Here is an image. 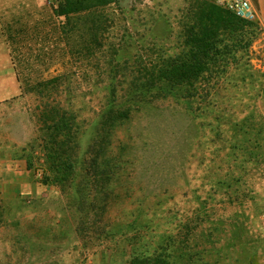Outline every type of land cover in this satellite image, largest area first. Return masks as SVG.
<instances>
[{
  "label": "rangeland",
  "instance_id": "rangeland-1",
  "mask_svg": "<svg viewBox=\"0 0 264 264\" xmlns=\"http://www.w3.org/2000/svg\"><path fill=\"white\" fill-rule=\"evenodd\" d=\"M53 3L0 0V264H264V27L218 0H108L70 56ZM18 72L61 75L66 151Z\"/></svg>",
  "mask_w": 264,
  "mask_h": 264
},
{
  "label": "trees",
  "instance_id": "trees-1",
  "mask_svg": "<svg viewBox=\"0 0 264 264\" xmlns=\"http://www.w3.org/2000/svg\"><path fill=\"white\" fill-rule=\"evenodd\" d=\"M108 0H54L52 5V10L54 16L59 18H64L59 20L57 26L58 37L61 42L65 45V50L70 56H75V54H91L92 47L94 43L99 40V31L103 30L102 24L104 19L102 15L91 16V8L93 3L106 4ZM84 15H81L83 13ZM227 13L233 17L240 19L247 23L257 22V21H248L241 17H238L235 13L230 10H226ZM201 30H206L205 21L199 23ZM34 29L41 28L38 24L33 26ZM4 30V29H3ZM205 30L203 35H205ZM21 31V30H20ZM199 31V32H200ZM15 37V35L8 36L9 39ZM204 37V36H203ZM200 47L206 49L207 44L202 41L200 42ZM15 51V50H14ZM12 50V59L15 62V55ZM18 80L21 83V88L23 93L34 92L46 100L42 102L41 109L42 112L38 117L39 130L46 135H49L47 140L49 143L57 142L60 146L58 149L64 150L65 143L68 140H72L78 136V124L76 123V118L70 110H65L60 105L52 104L49 100L52 97V94L55 90L58 89L61 75L53 76L51 78H40L33 83L24 82L18 72ZM121 115L118 117H112L111 121L120 120ZM47 137V136H46ZM63 137L61 140L60 138ZM66 151V150H64ZM57 152L56 149L48 151V153ZM69 155V154H68ZM153 262L147 261L145 264H172L167 258H154ZM143 264V263H142Z\"/></svg>",
  "mask_w": 264,
  "mask_h": 264
},
{
  "label": "built area",
  "instance_id": "built-area-1",
  "mask_svg": "<svg viewBox=\"0 0 264 264\" xmlns=\"http://www.w3.org/2000/svg\"><path fill=\"white\" fill-rule=\"evenodd\" d=\"M220 4L248 21H256V11L250 0H218Z\"/></svg>",
  "mask_w": 264,
  "mask_h": 264
},
{
  "label": "crops",
  "instance_id": "crops-1",
  "mask_svg": "<svg viewBox=\"0 0 264 264\" xmlns=\"http://www.w3.org/2000/svg\"><path fill=\"white\" fill-rule=\"evenodd\" d=\"M255 11H256V15H257V23L264 27V0H250ZM4 35V30L2 28V23L0 20V38ZM1 43V42H0ZM0 56L1 58L4 60V66L11 68V56L7 50V48L5 47V45L0 44Z\"/></svg>",
  "mask_w": 264,
  "mask_h": 264
}]
</instances>
